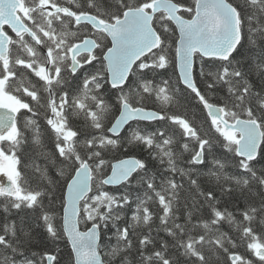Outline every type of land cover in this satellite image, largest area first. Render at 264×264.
I'll return each instance as SVG.
<instances>
[{
    "label": "snow or ice",
    "instance_id": "1",
    "mask_svg": "<svg viewBox=\"0 0 264 264\" xmlns=\"http://www.w3.org/2000/svg\"><path fill=\"white\" fill-rule=\"evenodd\" d=\"M0 174V264H264V0H0Z\"/></svg>",
    "mask_w": 264,
    "mask_h": 264
},
{
    "label": "trees",
    "instance_id": "2",
    "mask_svg": "<svg viewBox=\"0 0 264 264\" xmlns=\"http://www.w3.org/2000/svg\"><path fill=\"white\" fill-rule=\"evenodd\" d=\"M169 109H170V111H172L171 106H169ZM193 113L196 114L197 122H199L202 119V117H200V115H199V109H197L195 107V102L192 103L191 109L188 111V115L191 116ZM40 123H41V126L43 128L44 127L43 119L40 120ZM46 137H47V133H45V143H48ZM0 203H2V201H0ZM229 210H232V209L230 208ZM221 230L228 232L229 235H232V230L229 228V226L227 224H224L222 226ZM161 235H163V234H161ZM59 248H60L59 255L61 257V264H64V261L67 259L68 249L65 247V244L63 242L60 243ZM221 264H223V256L221 257Z\"/></svg>",
    "mask_w": 264,
    "mask_h": 264
},
{
    "label": "flooded vegetation",
    "instance_id": "3",
    "mask_svg": "<svg viewBox=\"0 0 264 264\" xmlns=\"http://www.w3.org/2000/svg\"><path fill=\"white\" fill-rule=\"evenodd\" d=\"M0 176H2V174H0ZM6 180V178H4Z\"/></svg>",
    "mask_w": 264,
    "mask_h": 264
}]
</instances>
